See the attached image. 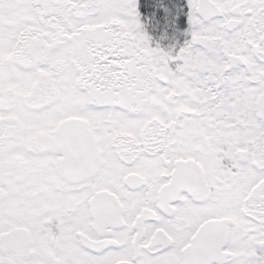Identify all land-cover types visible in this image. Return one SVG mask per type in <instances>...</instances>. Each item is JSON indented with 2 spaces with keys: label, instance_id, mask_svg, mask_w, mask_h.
<instances>
[{
  "label": "snow or ice",
  "instance_id": "1",
  "mask_svg": "<svg viewBox=\"0 0 264 264\" xmlns=\"http://www.w3.org/2000/svg\"><path fill=\"white\" fill-rule=\"evenodd\" d=\"M0 264H264V0H0Z\"/></svg>",
  "mask_w": 264,
  "mask_h": 264
}]
</instances>
